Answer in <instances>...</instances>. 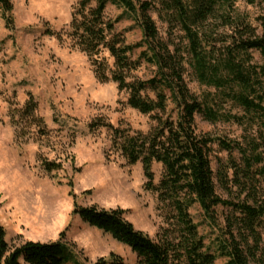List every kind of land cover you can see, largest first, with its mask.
Returning a JSON list of instances; mask_svg holds the SVG:
<instances>
[{
	"label": "trees",
	"instance_id": "1",
	"mask_svg": "<svg viewBox=\"0 0 264 264\" xmlns=\"http://www.w3.org/2000/svg\"><path fill=\"white\" fill-rule=\"evenodd\" d=\"M108 2L134 17L142 36L139 43L129 44L115 31L120 16L115 20L106 16ZM235 2L78 0L71 13L64 32L71 46L88 56L98 80L115 81L119 91L128 93L126 105L152 122L147 131L106 123L102 118L88 127L107 126L112 132V147L127 164H142L145 188L155 193L167 224L156 238L135 228L125 210L96 204L80 206L70 192L73 214L128 246L137 264H214L218 255L226 258L225 264H250L257 253L264 251V15L257 17L259 27H254L235 13ZM0 8L6 25L11 26V0H0ZM155 8L169 26H179L183 31L186 43L177 53L158 37L148 13ZM212 20L222 31L206 29ZM56 37L62 40L60 33ZM140 46L145 49L139 59H132L134 49ZM251 51L259 54L261 63L254 61ZM141 58L156 67L155 75L147 80H128L127 74L136 70ZM186 68L207 87L200 95L188 89L183 78ZM227 104L240 113L226 110ZM9 112L11 123L34 127L30 133L35 131L38 137L46 135L37 103L31 98ZM197 114L211 123L243 126L246 136L239 142L199 132ZM213 144L229 153L216 172L210 161ZM234 150L238 156L231 154ZM154 163L162 167L157 181ZM42 167L46 172L59 169L58 164L47 160L42 161ZM215 180L227 197L217 194ZM194 203L211 220L216 206L230 212L224 217L216 252L205 245L191 218L189 207ZM75 246L65 239L64 231L52 241L11 243L0 223V264H87V258ZM88 264L126 263L120 255L109 252Z\"/></svg>",
	"mask_w": 264,
	"mask_h": 264
},
{
	"label": "rangeland",
	"instance_id": "2",
	"mask_svg": "<svg viewBox=\"0 0 264 264\" xmlns=\"http://www.w3.org/2000/svg\"><path fill=\"white\" fill-rule=\"evenodd\" d=\"M77 3L78 0H11L9 27L0 8V223L11 243L52 241L64 231L65 239L74 243L88 262L114 252L126 264H137L128 246L90 227L72 212L71 191L80 206L96 204L125 210L126 218L135 228L152 238L167 226L155 193L145 188L142 164H127L112 147V132L107 126L88 127L95 119L102 118L106 123L147 131L152 122L126 105L128 93L119 91L115 81L98 80L88 56L71 46L64 32ZM234 10L258 28L257 17L264 15V1L236 0ZM148 13L155 22L159 39L168 44L171 52L181 50L186 42L180 27L169 26L158 16L156 8ZM105 14L112 20L120 16L115 31L127 43L141 41L134 17L122 7L108 2ZM218 26L212 20L205 27ZM56 33L61 34L62 40ZM143 49L144 46L135 48L132 59L138 60ZM251 53L254 61L261 63L259 54ZM108 62L111 65L112 59ZM155 73L156 67L141 58L127 79L147 80ZM183 78L190 92L196 95L207 89L197 82L189 68L185 69ZM30 98L37 103V113L45 123L46 135L42 137L36 136L35 131L30 133L34 127L10 122V108L20 107ZM226 110L240 113L230 104ZM195 123L199 132L212 136L239 142L246 136L244 127L233 122L211 123L197 114ZM231 154L238 156L236 150ZM228 155L217 144L212 145L210 161L214 172ZM43 160L58 164L59 169L46 172ZM152 170L157 181L162 167L154 163ZM215 190L227 197L216 180ZM189 213L205 245L216 252L229 210L216 206L211 220L194 203ZM225 263L226 258L221 255L214 261V264ZM250 264H264V251L257 253Z\"/></svg>",
	"mask_w": 264,
	"mask_h": 264
}]
</instances>
